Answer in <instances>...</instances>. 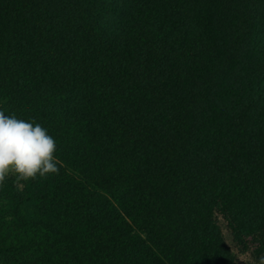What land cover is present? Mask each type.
Segmentation results:
<instances>
[{
    "label": "trees",
    "instance_id": "1",
    "mask_svg": "<svg viewBox=\"0 0 264 264\" xmlns=\"http://www.w3.org/2000/svg\"><path fill=\"white\" fill-rule=\"evenodd\" d=\"M0 110L58 163L0 182V264L264 253V0H0Z\"/></svg>",
    "mask_w": 264,
    "mask_h": 264
},
{
    "label": "clouds",
    "instance_id": "2",
    "mask_svg": "<svg viewBox=\"0 0 264 264\" xmlns=\"http://www.w3.org/2000/svg\"><path fill=\"white\" fill-rule=\"evenodd\" d=\"M54 137L38 122L0 110V182L8 174L27 180L58 171ZM264 264V254L256 258Z\"/></svg>",
    "mask_w": 264,
    "mask_h": 264
},
{
    "label": "rangeland",
    "instance_id": "3",
    "mask_svg": "<svg viewBox=\"0 0 264 264\" xmlns=\"http://www.w3.org/2000/svg\"><path fill=\"white\" fill-rule=\"evenodd\" d=\"M222 234L229 246L233 249L236 255V264H256V258L258 256L253 255L250 251H242L239 250L237 247L234 246V244L231 241L228 229L225 225V222L221 219L218 220ZM264 254V253H263ZM262 255V254H261Z\"/></svg>",
    "mask_w": 264,
    "mask_h": 264
}]
</instances>
